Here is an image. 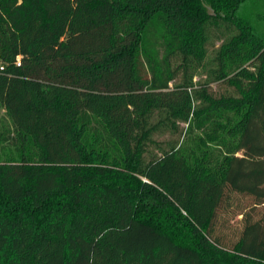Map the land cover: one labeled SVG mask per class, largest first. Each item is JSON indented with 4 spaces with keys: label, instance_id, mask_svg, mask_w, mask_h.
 Instances as JSON below:
<instances>
[{
    "label": "trees",
    "instance_id": "1",
    "mask_svg": "<svg viewBox=\"0 0 264 264\" xmlns=\"http://www.w3.org/2000/svg\"><path fill=\"white\" fill-rule=\"evenodd\" d=\"M0 62V264H264V0H0Z\"/></svg>",
    "mask_w": 264,
    "mask_h": 264
},
{
    "label": "rangeland",
    "instance_id": "2",
    "mask_svg": "<svg viewBox=\"0 0 264 264\" xmlns=\"http://www.w3.org/2000/svg\"><path fill=\"white\" fill-rule=\"evenodd\" d=\"M219 45V41H212L209 44L208 47V52L212 53L213 50ZM0 65H2V63L0 62ZM205 74L202 75H195L193 77V87L191 90H189L191 93L193 90H197V93L200 89H201V85L203 84V82H205ZM200 84H199V83ZM209 91L216 97H219L221 95H237V92L235 91V89L231 86H229L227 83L225 82H212L209 84L208 86ZM193 95V93H192ZM198 103V102H195ZM1 114L5 115V112L1 111ZM229 115H232V113H230ZM4 118H7V116L5 115ZM235 118H232V120H228L226 118V116L220 114L219 115V119L213 124V128L212 131L209 132L210 135H203L202 138L200 139L199 137H201L200 135H196V144L193 145L190 141L187 144L188 147H191L192 149L198 151H204L206 149V147L210 144V143H214V140L217 139L218 136H222V135H226L227 131L229 129H232L231 125L233 124ZM7 120V119H6ZM6 123H9V120L6 121ZM180 127L181 126H185L184 123H180L179 124ZM167 132L162 134V135H156V138H165L167 137ZM230 203H232L233 208H229L228 211L223 214L221 216V222H225L226 226H228L224 231H223V238L225 239L226 242H231L234 241L242 227V222H241V215L237 214L238 209H237V205H240V207L243 208V210H249L252 200L249 197H239L238 199H236L234 197L233 201H231ZM264 211V206L263 207H257L255 211H253L254 213H256V217H258V215ZM236 213V214H235Z\"/></svg>",
    "mask_w": 264,
    "mask_h": 264
},
{
    "label": "built area",
    "instance_id": "3",
    "mask_svg": "<svg viewBox=\"0 0 264 264\" xmlns=\"http://www.w3.org/2000/svg\"><path fill=\"white\" fill-rule=\"evenodd\" d=\"M2 68H3V67L0 65V70H2Z\"/></svg>",
    "mask_w": 264,
    "mask_h": 264
}]
</instances>
